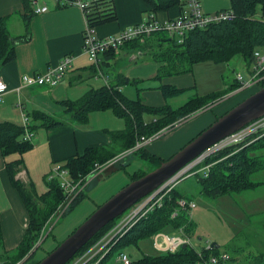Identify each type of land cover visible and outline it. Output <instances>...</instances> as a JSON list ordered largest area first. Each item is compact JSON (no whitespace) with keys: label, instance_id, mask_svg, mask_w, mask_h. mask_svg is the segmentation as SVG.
<instances>
[{"label":"trees","instance_id":"16d2710c","mask_svg":"<svg viewBox=\"0 0 264 264\" xmlns=\"http://www.w3.org/2000/svg\"><path fill=\"white\" fill-rule=\"evenodd\" d=\"M80 1L84 4L83 13L86 27L92 29L97 25L116 19L114 0ZM143 1L149 5V11L152 13L165 11L180 4V0ZM21 2L23 15H29L30 0H21ZM229 3L230 8L228 10L231 11V18L210 23L203 28L193 29L185 35L182 42L177 43L173 38L166 36L164 31H155L141 41L133 39L122 46L129 45L134 51L143 52L157 62L158 66L153 77L158 80L163 76L189 72L191 66L196 62L206 60L215 63L227 62L236 54H240L244 58L248 67L252 62L254 50L264 52V0H229ZM103 54L105 57L111 58L114 53L106 51ZM13 57L12 39L8 35L4 17H0V64L11 61ZM90 68L94 72L93 65ZM261 85H264V80ZM233 86L236 84L232 83L227 87ZM159 90L163 97L181 92V89L167 85H160ZM224 94L221 91H215L203 96L196 95L186 100L179 107L171 108L167 104L157 107L146 106L140 102L139 98L126 99L115 85L110 83L108 86L100 85L96 88H89L76 99L59 102L63 107V112L70 117V120L83 123L87 120L89 112L109 109L116 117L123 119L124 127L109 131L110 142L107 145L87 147L81 153L72 154L57 162L61 164V167L66 168L71 179L79 180L92 170L94 164L104 165L108 160H112L124 152H129L149 165V169L137 168L131 172L129 180L140 177L164 159L146 151L143 146L134 148L139 138L148 139L164 127L171 128L176 119L180 120L197 112L201 108L218 101ZM144 113H150L153 119L148 122L143 121L142 115ZM28 115L34 121V123L27 125L29 131H33L37 127L48 129L64 123L63 119L59 120L39 110H33ZM23 131L22 125L0 121L1 155L12 152L21 154L31 147L30 140H23ZM238 146H229L210 154L204 158L199 166L191 170V175H194L198 186V194L206 198H215L256 185L248 179V175L255 169L263 167L260 165V155L255 153V149L264 147V135L246 145H241L240 148H237ZM19 163V159L6 162L5 169L10 184L17 191L26 210L28 221L25 232L16 245L13 255L6 256L4 254L5 258L0 261V264H14L26 256L42 233L41 230L47 223L46 220L51 217L64 197L55 178H47L45 190L39 194L35 192L31 182L24 183L15 179L14 174ZM125 165L120 163L119 167L122 168ZM81 197L82 192L80 191L71 200L67 209L79 201ZM181 197L191 200L184 196L175 185L163 197L159 208L148 212L121 236L113 239V245L97 264H106L113 252L122 251L124 246L135 245L139 239L158 231H164V229L173 231L180 228L187 235H191L193 223L189 213L187 210L179 208L176 202ZM173 211L175 214L171 216ZM114 222L115 220H112L101 228L76 254L82 253L103 235ZM232 251L235 253L224 251L228 258L225 261L219 260L217 262L219 264H242V256L240 255L242 253L238 254L239 250L236 249ZM236 252L238 253L236 254ZM200 253L202 256L198 257L193 247L185 245L175 252H159L155 256L142 254L137 259H130L129 264H203L202 259H206L209 255L220 254L215 247L202 248ZM260 257L261 255L251 256L245 264H255ZM23 262L20 264H24Z\"/></svg>","mask_w":264,"mask_h":264},{"label":"crops","instance_id":"0c3cea01","mask_svg":"<svg viewBox=\"0 0 264 264\" xmlns=\"http://www.w3.org/2000/svg\"><path fill=\"white\" fill-rule=\"evenodd\" d=\"M31 1H36L37 6L45 5L47 10L41 13H32L30 4V13L26 16L23 15L21 0H0V17L5 19L6 29L12 39L14 52V57L11 61L0 64V80L6 84L5 92L0 95V121L22 125V115H25L28 124H32L34 121L28 114L33 110H39L59 120L63 119L64 123L48 129L43 127L33 129L30 138L31 147L21 154L16 152L7 155L0 154V231L1 242L6 250L16 247L25 232L28 217L17 191L10 184L5 163L19 159L20 163L16 167L14 178L24 183L31 182L35 192L39 194L45 188L42 189L38 185V178L42 176L44 182V179L48 178L47 175L53 163L61 161L72 154L81 153L87 147L107 145L110 142L109 131L119 130L124 127L123 119L116 117L109 109L89 112L87 120L83 123L71 121L70 117L63 112L60 101L76 99L89 88L100 86L77 85L86 77V72L87 77L93 74L90 68L91 64L88 62L86 54L82 51V33L86 28L84 13L78 5L71 3V0ZM185 6L186 0H180L178 5L165 11L152 13L149 11V5L143 0H114L116 19L95 26L91 29V34L99 38L113 35L128 26L147 20L150 16L157 22H164L178 16L181 8ZM199 6L204 12L210 13L217 10H228L230 3L229 0H199ZM64 54L73 56L72 66L56 85L52 87L25 86L20 83L21 74L43 71L48 65L56 64ZM137 54L140 55V59L142 56L148 57L143 52ZM137 56L129 45L122 46L111 58L105 57L104 54L98 56V64L102 74L110 84L115 85L126 99L139 98L140 102L146 106L157 107L167 104L171 108H176L189 98L197 95V93H194L175 107H172V103L168 101L171 97L181 94L185 89L194 87V70H192L191 66L189 72L167 75L159 79L158 85L155 84L153 88L158 90L162 98L154 91L146 96V100L139 97L138 92L141 89V85L137 84V80H149L150 77L154 76L158 63L148 61V59L132 64V62L137 60ZM243 61L246 68L247 65L244 58ZM182 77L188 79V81L185 82ZM97 80L99 83L102 82L101 79ZM233 82L234 80L232 79L225 83L223 87H227ZM127 85L134 87L135 98H129L125 95L124 88ZM160 85L173 86L181 89V92L176 95L163 97L159 90ZM218 103H220L219 100L214 102V104L212 103L213 105H208L203 110H198L180 119L181 121L178 123L177 121L174 122L178 125L176 128H168L163 133H161L163 130L158 132L155 136L160 137L155 140H153L156 138L155 136L149 137L150 139H146L142 144L144 149L156 154L161 159L170 157L185 142L189 141L194 134L196 135L207 127L215 116L223 112L225 104L221 105ZM146 114H149L150 118L143 119L142 115L143 121L148 122L153 119L150 113ZM113 119H122L123 126L121 122H116ZM113 122L116 125H113ZM260 149H264V147ZM124 155H121L120 159L115 162H119ZM260 158L264 159L263 157ZM106 164H109L107 167L113 169V163L110 164L108 162ZM124 169L125 167H122V170ZM136 169L130 172L125 170L124 172L130 179L131 172ZM262 182L254 183L257 185ZM182 193L191 199L188 193L185 191H182ZM246 216V219H248L246 230L248 231L243 232L244 236L249 235L251 231H255L253 227L257 222H254L253 226H251L250 220L252 217L253 219L258 218L261 229L264 230V211L253 212ZM189 217L193 223L191 212ZM194 228L193 223L192 232L196 229ZM177 230L170 231V233H175ZM196 238L197 240L201 239L198 235ZM207 242L208 244L204 249L210 247L218 249L219 245H216L213 241ZM258 250L262 251L257 252ZM258 250L255 251L256 253L248 251L249 254H240L242 256L241 263L245 264L251 256L261 255L255 264H264V248Z\"/></svg>","mask_w":264,"mask_h":264},{"label":"rangeland","instance_id":"374dc122","mask_svg":"<svg viewBox=\"0 0 264 264\" xmlns=\"http://www.w3.org/2000/svg\"><path fill=\"white\" fill-rule=\"evenodd\" d=\"M134 53L137 54L136 51H134ZM146 56L148 57L142 56L140 59V55H138L136 58L137 60L132 62V64L140 63L148 59V61H153L149 55ZM192 70H194V87L192 89H185L181 94L168 99V101L172 103V107L181 104L185 99H187V97H190L194 93H197V96H203L215 91H221L222 94H225L218 99L220 102L218 104H225L222 112L224 113L236 103L256 91L258 88L264 86L261 85L262 81L264 80L263 76L246 88H241L240 84L235 80L233 83L236 84V86L223 87L225 83L234 79L238 74H241L244 77L246 76L247 70L240 54L232 56L229 60H227V62H196L192 65ZM85 74L87 77V72ZM106 75L108 76V74ZM86 77L84 78L85 80L82 78L83 80L77 85H92L94 87L102 85V82L99 83L97 80H100V77L97 75L92 74L87 78ZM182 79L185 82L188 81V79H185L184 77H182ZM94 80L98 82H95ZM158 83L159 80L153 76L150 77L149 80H137V84L141 85V89L138 92L139 97L146 100V96L150 95V92L154 91L159 95L160 98H162L158 93V90L153 88L155 84L158 85ZM124 93L129 98L136 97L135 89L131 85H127L124 88ZM207 107L208 105L204 108ZM204 108H201L200 110H203ZM222 113L218 115L220 116ZM149 118V114H143V119ZM113 120L116 122H121L123 126L122 119ZM176 121L178 123L181 120L176 119L175 122ZM113 125H116L115 122H113ZM177 126L178 125L173 122L171 129L176 128ZM162 130H160L162 131L161 133L168 130V128L164 127ZM159 137H156L153 140ZM142 146L143 145H140L134 148H140ZM255 152L259 153L260 157L264 158V149H258ZM125 153L126 152L122 153L121 155H124ZM120 156L106 162H110V164L113 163V169L107 167L109 164L105 163L104 165H101L100 169L94 170L92 168V170L88 172L93 173H91V175L88 176L86 181H84L81 185V199L69 206L68 209L67 206L69 205V199L64 201L65 198H62L55 211L51 214V217L49 216L50 218L46 220L47 223L45 222L46 224L43 226L41 230L42 233L39 235L38 240L34 243L30 251H28L26 256L18 261L19 264L23 261L24 264H32L33 262L41 259L47 251H50L58 242L64 239L71 231H73V229L78 226L84 220V218L89 215L98 205L109 198L113 193L118 191L122 186L127 184L130 180L129 176L124 172L125 170L126 172H130L140 166L143 169H149V165H147L145 161H142L133 153L127 152V154L121 157L122 159L119 160V162H115L116 160L120 159ZM260 157V165L261 167L263 166V168L259 167L252 171L248 175V179L253 182H263L253 186L252 188H244L240 191H235L233 193L221 195L215 198H206L197 193L198 186L194 175L187 174L178 179V181L171 187L172 189L175 185H177V188L188 193L194 202V208L191 210V216L196 229L194 228L195 230L194 232H191L190 236L184 231L183 232L189 237L195 252H198L207 246V241H213V243L219 245V253L227 251L228 253L231 252L233 254L235 252L232 250L236 249L239 250V253L236 252V254H248V251L256 253L255 251L258 249L264 248V230L261 229L258 218L253 219L252 217L250 220L251 226H253L254 222H257V224H255L253 227L255 231H251L247 236L243 235V232L248 231L246 230L248 223L246 215L253 212L255 213L264 211V159ZM120 163H126L124 170L119 167ZM197 166L199 165H196L195 168ZM45 180L47 179L45 178L43 182L42 176L38 178L37 183L42 187V189L45 188ZM170 231L171 230L169 229H164L162 232L170 233ZM197 235L198 237H201L200 240H197ZM14 249L6 250L1 242L0 261L5 258L4 254H6V256H12ZM122 251L129 255L128 257L131 259H137L142 254L148 256H155L159 254V250L152 245V239L150 236L139 239L135 245L124 246ZM259 251L262 250H258L257 252ZM115 257L116 253L113 252V254L107 259V263L121 264L115 260ZM18 262L14 264H17Z\"/></svg>","mask_w":264,"mask_h":264},{"label":"built area","instance_id":"2783aa9c","mask_svg":"<svg viewBox=\"0 0 264 264\" xmlns=\"http://www.w3.org/2000/svg\"><path fill=\"white\" fill-rule=\"evenodd\" d=\"M71 1V3L78 5L83 12L84 4L80 0ZM35 2L36 1L30 2L32 13H41L47 10L45 5L37 6ZM229 18H231L230 10H217L206 13L200 9L199 0H186V6L181 8L178 16L164 22H157L150 16L145 21L128 26L116 34L102 38L93 36L91 34V29L86 27L82 33V51L86 54L88 62L94 67L93 75L100 77L102 85L108 86L109 82L99 68L98 56L100 54L106 51L116 53L125 43L133 39L141 41L144 37L155 31H164L166 36L173 38L179 43L182 42L185 35L191 30L203 28L210 23L224 21ZM137 53L139 52L137 51ZM72 60L73 56L71 54H64L59 58L56 64L48 65L43 71L21 74L20 83L25 86L36 85L52 87L59 83L64 74L71 68ZM246 70L247 74L245 77L238 74L234 78V80L240 84L241 88L248 87L257 79L264 76V52L254 50L252 62L246 67ZM5 90L6 84L0 80V95L4 93ZM27 125V117L22 115V127L24 129L22 134L23 140H30L32 135V131L27 130ZM262 135H264V114L247 122L237 130L207 147L193 160L160 183L156 188L138 199L114 219L115 222L113 225L103 235L89 245L82 253L75 254L69 261V264H97L113 245L114 238L121 236L123 232L132 226L138 219L144 217L148 212L159 208L162 204L163 197L168 194L171 187L178 179L185 174L191 175V170H193L196 165H199L204 158L229 146L239 145L237 148H240L241 145H246ZM145 140L146 139L142 137L139 138L134 147L142 145ZM100 168L101 165L94 164V170ZM91 173H88L79 180H73L68 176L66 168L61 167L59 162H55L52 164L47 176L50 179H57L58 186L61 188L65 198L64 201L69 199L68 202L70 203L81 191L80 188L82 183L86 181ZM176 202L179 208L187 210L190 215L191 210L194 208V202L192 200L181 197L178 198ZM174 214L175 212L173 211L171 216ZM150 237L152 239V245L157 248L159 252H175L185 245L193 247L189 237L180 228L175 233H163L162 231H158L151 234ZM196 255L198 257L202 256L200 251L196 252ZM227 258L228 255L223 252L217 255H209L206 259H202L201 262L203 264H219L217 261H225ZM115 260L121 264H129L130 262V258L124 251H118Z\"/></svg>","mask_w":264,"mask_h":264},{"label":"water","instance_id":"95a60500","mask_svg":"<svg viewBox=\"0 0 264 264\" xmlns=\"http://www.w3.org/2000/svg\"><path fill=\"white\" fill-rule=\"evenodd\" d=\"M263 114L264 86L222 113L156 167L122 186L35 264H66L101 228L116 219L138 199L156 188L207 147Z\"/></svg>","mask_w":264,"mask_h":264}]
</instances>
